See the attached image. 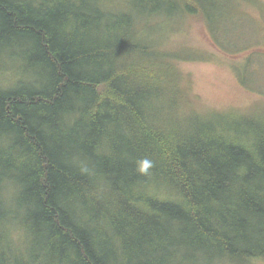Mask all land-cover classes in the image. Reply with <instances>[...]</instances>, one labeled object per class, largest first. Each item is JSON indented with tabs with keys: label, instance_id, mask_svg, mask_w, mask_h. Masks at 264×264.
Instances as JSON below:
<instances>
[{
	"label": "trees",
	"instance_id": "16d2710c",
	"mask_svg": "<svg viewBox=\"0 0 264 264\" xmlns=\"http://www.w3.org/2000/svg\"><path fill=\"white\" fill-rule=\"evenodd\" d=\"M258 1L0 0V264L264 259V111L201 110L154 33L199 19L240 54Z\"/></svg>",
	"mask_w": 264,
	"mask_h": 264
},
{
	"label": "rangeland",
	"instance_id": "374dc122",
	"mask_svg": "<svg viewBox=\"0 0 264 264\" xmlns=\"http://www.w3.org/2000/svg\"><path fill=\"white\" fill-rule=\"evenodd\" d=\"M258 3L262 5L264 0H259ZM241 7L246 11L244 17L250 24L244 22L238 26L243 33L249 31L248 38L240 43L252 44L253 47L240 54L227 55L216 48L213 45L214 41L224 50L245 47L223 38H212L211 42L199 19L185 18L170 24L162 20L155 25L154 33L159 36L157 39L160 47H179L185 50L179 53L186 55L191 53L192 57L185 58L179 67L190 75L192 92L201 110L214 108L242 110L250 107L251 110L264 111V13L258 4L249 6L243 4ZM227 25L231 26L229 32L236 29L230 24ZM194 52L198 53L200 58H195ZM248 55L261 56V60L247 62L245 56ZM246 63L248 65H245ZM246 68L252 71L251 75L255 81L252 86L239 82L238 77L243 76V70ZM254 264H264V259H259Z\"/></svg>",
	"mask_w": 264,
	"mask_h": 264
},
{
	"label": "clouds",
	"instance_id": "9594fccd",
	"mask_svg": "<svg viewBox=\"0 0 264 264\" xmlns=\"http://www.w3.org/2000/svg\"><path fill=\"white\" fill-rule=\"evenodd\" d=\"M136 171L142 176L150 175V170L154 167V162L149 158H141L135 162Z\"/></svg>",
	"mask_w": 264,
	"mask_h": 264
}]
</instances>
